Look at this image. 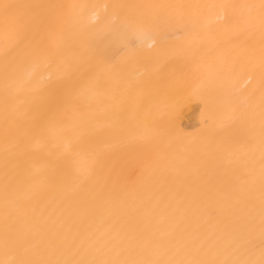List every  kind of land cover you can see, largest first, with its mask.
<instances>
[{
  "label": "bare ground",
  "instance_id": "1",
  "mask_svg": "<svg viewBox=\"0 0 264 264\" xmlns=\"http://www.w3.org/2000/svg\"><path fill=\"white\" fill-rule=\"evenodd\" d=\"M0 264H264V0H0Z\"/></svg>",
  "mask_w": 264,
  "mask_h": 264
}]
</instances>
